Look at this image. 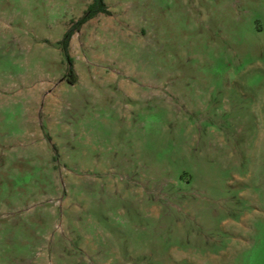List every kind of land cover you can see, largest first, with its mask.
<instances>
[{
	"label": "rangeland",
	"instance_id": "1",
	"mask_svg": "<svg viewBox=\"0 0 264 264\" xmlns=\"http://www.w3.org/2000/svg\"><path fill=\"white\" fill-rule=\"evenodd\" d=\"M91 1L0 0V264H264V0Z\"/></svg>",
	"mask_w": 264,
	"mask_h": 264
},
{
	"label": "trees",
	"instance_id": "2",
	"mask_svg": "<svg viewBox=\"0 0 264 264\" xmlns=\"http://www.w3.org/2000/svg\"><path fill=\"white\" fill-rule=\"evenodd\" d=\"M99 13L110 14L111 11L105 0H92L89 6L87 7V9L85 10V13L67 30L61 43L64 51L68 56L70 55L69 54L70 41L75 30L80 29L84 23H86L87 21H89ZM70 75H71L70 81L72 83L75 82L76 76L73 72L72 67L70 68Z\"/></svg>",
	"mask_w": 264,
	"mask_h": 264
}]
</instances>
